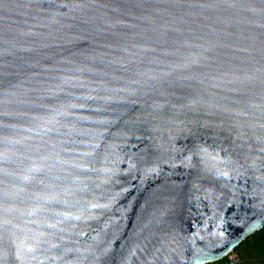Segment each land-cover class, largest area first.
Returning a JSON list of instances; mask_svg holds the SVG:
<instances>
[{
    "label": "water",
    "instance_id": "water-1",
    "mask_svg": "<svg viewBox=\"0 0 264 264\" xmlns=\"http://www.w3.org/2000/svg\"><path fill=\"white\" fill-rule=\"evenodd\" d=\"M264 228V0H0V264H210Z\"/></svg>",
    "mask_w": 264,
    "mask_h": 264
},
{
    "label": "trees",
    "instance_id": "trees-1",
    "mask_svg": "<svg viewBox=\"0 0 264 264\" xmlns=\"http://www.w3.org/2000/svg\"><path fill=\"white\" fill-rule=\"evenodd\" d=\"M234 251H239V264H264V228L241 242ZM216 264H225V259Z\"/></svg>",
    "mask_w": 264,
    "mask_h": 264
},
{
    "label": "built area",
    "instance_id": "built-area-1",
    "mask_svg": "<svg viewBox=\"0 0 264 264\" xmlns=\"http://www.w3.org/2000/svg\"><path fill=\"white\" fill-rule=\"evenodd\" d=\"M223 259H225V264H239L240 263L239 256L234 250L228 253L226 257H224Z\"/></svg>",
    "mask_w": 264,
    "mask_h": 264
},
{
    "label": "rangeland",
    "instance_id": "rangeland-1",
    "mask_svg": "<svg viewBox=\"0 0 264 264\" xmlns=\"http://www.w3.org/2000/svg\"><path fill=\"white\" fill-rule=\"evenodd\" d=\"M235 252H236V251H235ZM236 253L239 254V251H237ZM216 263H217V262H215V263H210V264H216ZM206 264H207V263H206Z\"/></svg>",
    "mask_w": 264,
    "mask_h": 264
}]
</instances>
